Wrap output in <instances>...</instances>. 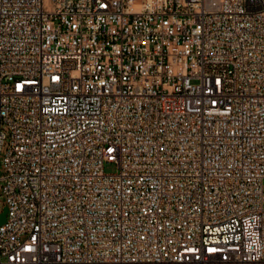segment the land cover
Returning <instances> with one entry per match:
<instances>
[{
  "label": "built area",
  "instance_id": "built-area-1",
  "mask_svg": "<svg viewBox=\"0 0 264 264\" xmlns=\"http://www.w3.org/2000/svg\"><path fill=\"white\" fill-rule=\"evenodd\" d=\"M1 197L0 264H264V0H0Z\"/></svg>",
  "mask_w": 264,
  "mask_h": 264
},
{
  "label": "rangeland",
  "instance_id": "rangeland-1",
  "mask_svg": "<svg viewBox=\"0 0 264 264\" xmlns=\"http://www.w3.org/2000/svg\"><path fill=\"white\" fill-rule=\"evenodd\" d=\"M114 170L115 169H114L113 165L105 164V166H104V171L105 172H112ZM3 208H4V198L1 197L0 198V212L2 211Z\"/></svg>",
  "mask_w": 264,
  "mask_h": 264
},
{
  "label": "water",
  "instance_id": "water-1",
  "mask_svg": "<svg viewBox=\"0 0 264 264\" xmlns=\"http://www.w3.org/2000/svg\"><path fill=\"white\" fill-rule=\"evenodd\" d=\"M5 214H6V208L4 207L0 212V223H3L5 221Z\"/></svg>",
  "mask_w": 264,
  "mask_h": 264
}]
</instances>
